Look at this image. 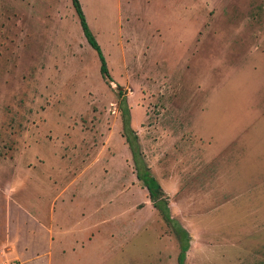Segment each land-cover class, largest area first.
I'll return each mask as SVG.
<instances>
[{
  "label": "rangeland",
  "instance_id": "rangeland-1",
  "mask_svg": "<svg viewBox=\"0 0 264 264\" xmlns=\"http://www.w3.org/2000/svg\"><path fill=\"white\" fill-rule=\"evenodd\" d=\"M80 3L108 78L71 0H0V248L6 206L9 234L23 220L25 231L38 216L47 223L53 211L81 231L76 264L178 263L174 225L136 177L124 103L138 158L190 235L183 264H264V146L243 157L242 172L230 158L234 194L214 193L201 183L216 150L217 172L223 145H209L197 114L216 95L222 123L264 141V0ZM211 120L204 126L213 130ZM42 244L41 255L29 254L28 237L9 235L0 264H48Z\"/></svg>",
  "mask_w": 264,
  "mask_h": 264
},
{
  "label": "crops",
  "instance_id": "crops-1",
  "mask_svg": "<svg viewBox=\"0 0 264 264\" xmlns=\"http://www.w3.org/2000/svg\"><path fill=\"white\" fill-rule=\"evenodd\" d=\"M215 97L216 95L214 97H211L208 103L204 106L205 109L204 108L201 109V111L197 112V114L199 115V118L201 117V121L199 124L202 125V128L204 130L208 131V136L209 139L211 140L209 145L214 144L216 146L215 143L223 145V148H221V146L218 148V151L221 154L222 162L220 163V165H218L217 172H215L214 169L211 168L212 166H210V164L212 163L211 161L217 162L219 160V157L217 150L215 151L214 154L211 151L212 157L209 158L210 162L208 163L210 167L208 171L210 172V174L207 175V177L205 176L202 178L203 183H201V185L208 187L209 190L211 189V191H213L214 193L234 194L228 185L227 174L225 172L226 164L229 161H232L229 159L234 156L236 160V165L238 166L239 170L242 172L244 169L243 162L251 158L253 159L258 149L264 146V141L258 145L252 144L250 142V139L248 141H245V139L241 135L242 127H237L235 125L229 126L228 124L222 123L221 114L222 113L226 114V112H220V110H222V108L220 107L213 108L215 103ZM211 119H214L215 121V125L212 126L213 130H211L210 127L208 126H207L208 128H205L206 126H204V124H206L208 120H209V125H211V121H212ZM197 130L200 131L199 128H197ZM263 131L264 129L262 130V132ZM245 152L247 154H250V156H247ZM243 157H245L246 160L243 161ZM262 182L263 180L250 184L248 182L242 186L244 187V189L251 190L254 189L257 185L261 184ZM244 189L238 190L235 193L238 192L242 193ZM250 193H256V192L248 191V194ZM54 212L55 211L49 214V218H48L49 221L47 223H45L44 222L45 220H42V218H40L39 216L38 217L35 216L36 217L34 222L35 226L32 228L31 231L24 230L26 222H24L23 220L21 225L18 224L19 227L15 231L13 230L14 231L13 233L9 234L6 232L7 207L5 206L6 214H5V223H4V232H3L4 234L3 239L5 242L4 244L1 245L0 252L3 250L4 245L7 242H9V235H11V238H13V240H19V239L27 240L28 237V242H30V248H27L26 252L29 254L37 255V251H38L39 252L38 254L41 255L43 253L42 242L47 241L48 248L50 249L49 250L50 261L48 262V264H52L53 262L52 254L54 256V253H56L58 249L63 250L62 254L65 256V258H63L62 261H57L58 263L55 264H67V260L69 261L70 257L73 256H75V259L73 260L72 263L76 264L75 262L77 260L79 261V263H81L82 257L80 255L83 254L84 249L86 247L83 246L82 244L83 239L80 240L82 238L81 237L82 235L80 233L82 232L80 231V233L78 234V231L75 232L73 228L64 226L62 221L59 222L56 219L58 214ZM12 235L14 237H12Z\"/></svg>",
  "mask_w": 264,
  "mask_h": 264
},
{
  "label": "trees",
  "instance_id": "trees-1",
  "mask_svg": "<svg viewBox=\"0 0 264 264\" xmlns=\"http://www.w3.org/2000/svg\"><path fill=\"white\" fill-rule=\"evenodd\" d=\"M71 4L76 13L81 30L87 42L97 54V57L100 62L99 71H100L101 76L103 78H108L110 75L108 73L106 59L103 55V52L101 50V47L97 39L95 38L93 32L91 31L89 27V24L86 20V15L84 14V11L82 9L80 0H71ZM119 95H121V91H119L118 97ZM123 100L124 99L122 98V101ZM122 105L123 106L121 109V113H122L124 136L128 142L129 148L132 153V158H133L134 166L136 169V173H135L136 177L143 182L144 186L146 187L148 191L149 200L151 201L153 207L160 213L163 220L165 222H169L170 224L174 225L175 232L177 233L178 238L180 239V252L177 257V260H178L177 264H183L185 256H186V251L189 245L190 235L186 229H184L181 225L178 224V222L175 219L171 217L170 211H169V205L166 199H164L165 198L163 196L164 192L160 184L154 178V176L150 174L148 167L143 165L142 164L143 162H141L140 159L138 158L140 156L139 148L137 144V138H135L136 135L131 136V133H133V131L129 124V117L127 116L128 107H127V104L123 103Z\"/></svg>",
  "mask_w": 264,
  "mask_h": 264
}]
</instances>
